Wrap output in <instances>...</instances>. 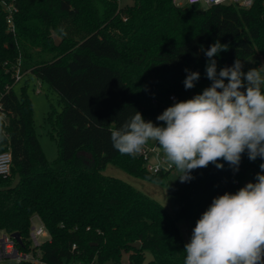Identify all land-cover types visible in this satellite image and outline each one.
<instances>
[{
    "label": "trees",
    "instance_id": "trees-1",
    "mask_svg": "<svg viewBox=\"0 0 264 264\" xmlns=\"http://www.w3.org/2000/svg\"><path fill=\"white\" fill-rule=\"evenodd\" d=\"M11 1L17 8L14 31L7 29L0 6V110L6 115V121L0 118V151L9 149L12 156L10 175L0 177V230L17 231V244L27 249L31 218L39 217L49 235L39 246L44 264L76 258L97 264H183L178 222L186 220L192 233L213 198L255 182L264 160L250 161L245 153L238 172L221 160L223 169L209 164L182 183L175 167L151 172L141 156L120 154L110 130L136 111L162 125L156 117L170 106L169 94L182 101L202 93L212 81L201 48L218 39L229 46L216 58L218 72L236 59L245 72L257 68L256 54L264 55L263 0L248 7L177 6L172 0ZM51 33L60 37L58 44ZM17 60L21 71L28 69L18 91ZM185 69L200 73L188 90ZM29 75L46 82L61 100L59 110L44 118L50 135L56 134L53 159L45 156L35 132ZM107 164L164 185L173 212L103 173ZM135 241L139 247L131 246Z\"/></svg>",
    "mask_w": 264,
    "mask_h": 264
},
{
    "label": "clouds",
    "instance_id": "clouds-1",
    "mask_svg": "<svg viewBox=\"0 0 264 264\" xmlns=\"http://www.w3.org/2000/svg\"><path fill=\"white\" fill-rule=\"evenodd\" d=\"M228 47L219 39L202 47L211 85L167 107L156 117L162 125L136 111L122 127L110 130L114 149L135 156L154 142L182 183L209 164L223 169L221 160L238 172L245 153L250 161L264 160V65L245 72L236 59L218 72L216 58ZM185 72L184 87L192 89L200 73ZM259 167L255 182L213 198L184 245L183 264H264V163Z\"/></svg>",
    "mask_w": 264,
    "mask_h": 264
},
{
    "label": "rangeland",
    "instance_id": "rangeland-1",
    "mask_svg": "<svg viewBox=\"0 0 264 264\" xmlns=\"http://www.w3.org/2000/svg\"><path fill=\"white\" fill-rule=\"evenodd\" d=\"M117 1L121 5H127L132 2V0H117ZM51 37L56 44H58L61 41L60 37L55 33H51ZM17 57L18 59L21 60L22 57L21 51L17 53ZM256 58L258 59V61L256 62L257 68L264 65V55L257 53ZM27 71L28 69L23 70L22 72H27ZM25 77L26 76H23L19 81L15 82V89L17 91ZM38 82L39 81L35 76L29 75V85L27 88V94L31 102L32 120L34 123L36 135L38 137V140L40 142L41 148L45 156L48 159H53L57 154L56 134L55 132H52V135H50V128L48 124L44 121V118L50 110L52 109L59 110L61 100L57 95V93L46 82L41 83L40 87L37 86ZM36 87L39 88L40 90L39 92H36ZM147 145L150 146L153 145L155 151L162 154L158 145H156L154 142L150 141ZM154 162H155L154 155H150L147 160V163L152 164ZM102 171L105 174L113 175L128 182L136 189L158 200L160 203L164 205V207L169 212L171 213L173 212L171 202L169 200V192L164 185H160L155 182L133 176L128 172H126L125 170L112 164H107ZM40 222L41 221L37 216H33L31 218V223H33L34 225H38ZM178 226L180 227L181 234L185 244L188 243L190 241L192 233L188 226L187 221L180 220L178 222ZM39 256L40 255L38 253V257ZM148 258H150V254L147 252L146 259ZM123 259H125V255ZM0 264H44V263L39 259L36 261H32V260H17L12 257H0ZM63 264H97V262L95 260L91 262H85L81 259L76 258V259H71L67 263H63ZM105 264H114V263L106 262Z\"/></svg>",
    "mask_w": 264,
    "mask_h": 264
},
{
    "label": "built area",
    "instance_id": "built-area-1",
    "mask_svg": "<svg viewBox=\"0 0 264 264\" xmlns=\"http://www.w3.org/2000/svg\"><path fill=\"white\" fill-rule=\"evenodd\" d=\"M253 1L254 0H172V3L177 6L192 3L199 4L201 6L234 3L240 6L248 7L253 3ZM0 6L5 12L4 15L7 29L14 31V13L17 10L16 6L11 0H0ZM13 71L14 82L19 81L24 75V72L20 70L19 60H17ZM40 84L41 82L39 81L37 86L40 87ZM38 87H36V92L40 91ZM168 98L171 103L170 106L173 103L180 101L173 93L169 94ZM0 118L6 121V115L2 110H0ZM137 155L143 158L146 169L151 172H156L164 168H171V166L165 163L162 154L155 151L153 145H145L142 152ZM150 155H154L155 159V162L152 164L147 163ZM11 164L12 156L10 150L6 149L0 151V177L7 178L10 175ZM45 238H49V235L42 222H40L38 225H34L33 223L30 224L28 231L29 245L27 249L19 247L12 235L2 230L0 231V257H12L17 260H40V256L38 257V253L40 255L39 246ZM120 264L129 263L127 260H123Z\"/></svg>",
    "mask_w": 264,
    "mask_h": 264
},
{
    "label": "water",
    "instance_id": "water-1",
    "mask_svg": "<svg viewBox=\"0 0 264 264\" xmlns=\"http://www.w3.org/2000/svg\"><path fill=\"white\" fill-rule=\"evenodd\" d=\"M194 96H195V94L191 93V98H193ZM81 152L86 154L88 157H91V153L90 152H85V151H81ZM11 235L16 240V242L21 244L20 236H19V233L17 231L12 232ZM130 244L133 247H139L140 242L139 241H135V242H132Z\"/></svg>",
    "mask_w": 264,
    "mask_h": 264
},
{
    "label": "crops",
    "instance_id": "crops-1",
    "mask_svg": "<svg viewBox=\"0 0 264 264\" xmlns=\"http://www.w3.org/2000/svg\"><path fill=\"white\" fill-rule=\"evenodd\" d=\"M0 231H2V230H0Z\"/></svg>",
    "mask_w": 264,
    "mask_h": 264
}]
</instances>
